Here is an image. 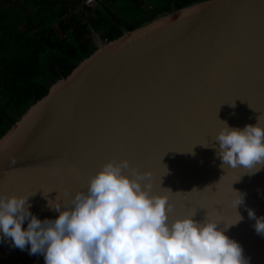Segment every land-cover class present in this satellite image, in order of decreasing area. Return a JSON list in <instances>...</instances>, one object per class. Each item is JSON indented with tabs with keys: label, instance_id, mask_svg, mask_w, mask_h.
Segmentation results:
<instances>
[{
	"label": "water",
	"instance_id": "1",
	"mask_svg": "<svg viewBox=\"0 0 264 264\" xmlns=\"http://www.w3.org/2000/svg\"><path fill=\"white\" fill-rule=\"evenodd\" d=\"M257 117L264 122V0L196 2L101 42L52 84L0 139V193L30 195L31 212L54 219L49 200L70 206L105 162L126 159L151 173L152 193H167L170 219L195 213L223 228L245 193L244 218L227 235L250 264H264V235L247 213L264 216V167L222 168L204 146L216 144L220 120L242 128ZM0 264L44 256L0 240Z\"/></svg>",
	"mask_w": 264,
	"mask_h": 264
},
{
	"label": "clouds",
	"instance_id": "2",
	"mask_svg": "<svg viewBox=\"0 0 264 264\" xmlns=\"http://www.w3.org/2000/svg\"><path fill=\"white\" fill-rule=\"evenodd\" d=\"M220 121L216 144L204 146L216 149L221 167L260 171L264 122L257 117L256 124L239 128ZM129 169L126 159L105 162L70 206L48 201L59 213L54 219L33 214L30 195L0 193V240L28 248L31 255L43 254L44 264H250L242 245L227 235L244 218L237 208L245 193L236 190L237 219L223 228L214 219L195 220V213L170 219L167 193L154 194L152 185L143 183L151 173ZM247 213L256 233L264 235V216L250 207Z\"/></svg>",
	"mask_w": 264,
	"mask_h": 264
},
{
	"label": "trees",
	"instance_id": "3",
	"mask_svg": "<svg viewBox=\"0 0 264 264\" xmlns=\"http://www.w3.org/2000/svg\"><path fill=\"white\" fill-rule=\"evenodd\" d=\"M200 1L98 0L95 15L84 20L70 13L69 0H0V139L97 49L92 32L111 41Z\"/></svg>",
	"mask_w": 264,
	"mask_h": 264
},
{
	"label": "built area",
	"instance_id": "4",
	"mask_svg": "<svg viewBox=\"0 0 264 264\" xmlns=\"http://www.w3.org/2000/svg\"><path fill=\"white\" fill-rule=\"evenodd\" d=\"M70 1L75 2V0H69V2ZM97 1L98 0H80V1H76L74 4H70L68 2V6H70L69 7L70 13L71 14H74V13L81 14L82 18L84 20H87L88 17L95 15V6H96ZM103 41L100 40L99 38V39L94 40V43L96 44V46H98Z\"/></svg>",
	"mask_w": 264,
	"mask_h": 264
},
{
	"label": "rangeland",
	"instance_id": "5",
	"mask_svg": "<svg viewBox=\"0 0 264 264\" xmlns=\"http://www.w3.org/2000/svg\"><path fill=\"white\" fill-rule=\"evenodd\" d=\"M78 1H80V0H78ZM91 36H92L93 40H96V39H99V38H100V40L103 41V39H101L99 33H95V32H93V33L91 34Z\"/></svg>",
	"mask_w": 264,
	"mask_h": 264
},
{
	"label": "snow or ice",
	"instance_id": "6",
	"mask_svg": "<svg viewBox=\"0 0 264 264\" xmlns=\"http://www.w3.org/2000/svg\"><path fill=\"white\" fill-rule=\"evenodd\" d=\"M236 99H240V100H241L240 97H236L235 100H236ZM235 100H234V102H235ZM244 101H246V100H244ZM225 103H228V102L226 101ZM232 185H233V184H232ZM38 190H42V191H43V189H38ZM53 190H56V189H53ZM53 190H52V191H53ZM213 191H215V189H213ZM219 207H220L219 205H216V208H217V209H219ZM203 209H206V208H203Z\"/></svg>",
	"mask_w": 264,
	"mask_h": 264
}]
</instances>
